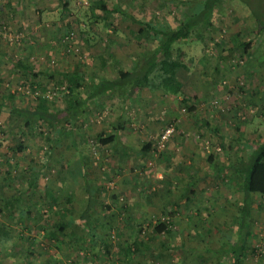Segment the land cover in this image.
I'll return each mask as SVG.
<instances>
[{
  "label": "rangeland",
  "instance_id": "rangeland-1",
  "mask_svg": "<svg viewBox=\"0 0 264 264\" xmlns=\"http://www.w3.org/2000/svg\"><path fill=\"white\" fill-rule=\"evenodd\" d=\"M28 1L24 10L32 11V19L43 13L40 28H46L49 36L53 33L45 41L49 45L45 51L52 54L47 58L42 54L44 50L37 52L34 48L32 67L52 73L47 79L35 78V89L39 95H47L49 109L56 111L62 109L65 99L60 90L66 79L60 71L68 61L78 60L73 54L84 58L89 53V59L90 54L100 51L114 55L118 45L122 57L119 62L129 67V53L136 50L140 39L138 25L120 15L104 13L91 2L99 1L108 9L118 3L123 11L151 23H173L181 3ZM46 12H54L50 14L54 18H48ZM33 26L39 35L40 28ZM251 29L249 12L240 0H220L212 28L203 32L204 44L174 45L172 66L178 79L174 86L183 88L177 95L180 100L167 101L163 109L168 106L179 116H195L187 119L190 123L184 134L188 139L181 144L172 139L176 127L170 139L159 143L161 132L172 122L167 123L158 138L153 139L154 157L149 158L146 153L125 156L120 148L100 142L109 139L112 128L100 127L92 119L86 121L82 117L81 121L82 115L72 127L73 134L59 143L48 123L36 122L34 130L29 128L33 131L29 139L35 135L33 145L22 150L18 158L14 156V161L12 153H8L10 163L0 144V264H227L228 256H222L223 250L240 234L242 248L250 242L256 250L254 263L264 264V198L249 195L248 209L243 214L245 224L240 226L237 207L243 194L229 182V175H235L233 169L238 165L236 157L246 152L241 141L252 137L256 142L264 141V38L260 35L244 51L241 43L253 38ZM71 32L73 36L66 40ZM32 41V33L26 28H19L18 37L14 36V42L23 46L32 45ZM122 41L126 42L123 47ZM69 47L78 50L74 52ZM140 49V54L145 51L143 45ZM80 65L84 70L85 63ZM88 71L86 66L85 72ZM149 72L152 81L148 78L147 83L161 89L155 72ZM26 98L35 104L36 96ZM190 105L192 111L187 109ZM209 112L218 118L216 122ZM201 119L206 123L199 125ZM128 136L124 133L120 137ZM128 140L132 145L143 143L133 136ZM41 159H45V164ZM30 165L45 168L29 184L31 176L24 174ZM86 184L93 190L95 200L90 212L93 223L111 247V257L103 255L95 245L81 248L89 241L79 222L88 197ZM19 194L20 201L14 200L13 196ZM106 206L111 209L104 210ZM157 221L166 224L168 230L155 232L153 225ZM138 225L140 234H136ZM138 240L142 247L126 256L125 250L133 249V242ZM39 243H44V247Z\"/></svg>",
  "mask_w": 264,
  "mask_h": 264
},
{
  "label": "crops",
  "instance_id": "crops-1",
  "mask_svg": "<svg viewBox=\"0 0 264 264\" xmlns=\"http://www.w3.org/2000/svg\"><path fill=\"white\" fill-rule=\"evenodd\" d=\"M27 2L30 1L0 0V144L2 151H5L3 153L7 154V163H10L9 159H11V155L8 153H12V159L14 156H17L18 158L22 150L26 151L27 147L33 145V139H35V135L32 136V139H29L30 132H33L32 130H29V128L34 130L36 125V121L33 118H28V122L26 121V123L24 117L15 114L17 111L26 109L30 105L34 104L30 103L26 98L30 94L25 93V89H30V80L28 78H22L24 76L21 74V71H16L17 69L14 67L13 62L21 59L25 62V64L32 66V63H35L34 48L37 49V52H42L44 50V52H42L44 57L47 56V58H49L48 56L52 54L50 51H45V48L49 47L45 41L49 40L50 37L53 36V33L51 34L50 32L49 36L46 33V28H40L44 23L43 13L41 14L39 12V17H34L35 19H32V11L30 12V9L27 11L24 10L25 8L23 6H25ZM53 7L54 6H52V8ZM58 9L60 8H56V10ZM51 13L54 14V12ZM51 13L46 12L45 15L48 17ZM40 15L42 18H40ZM28 16L31 17V19ZM48 18H52V16ZM34 24L38 26V29L40 28L39 35L38 33L34 32L36 27L33 26ZM19 28H26L28 33H32V45L28 46V44H26L23 46L14 42V36L18 37ZM1 32H3L4 35H1ZM35 37H38V39ZM125 44V41L121 42L122 47L125 46ZM117 51L118 52L114 53V55H106L103 53V51H100L97 55L90 54V59L89 53L85 54L86 57L84 56V58H82V56H77V54H73L76 58H78V60H76L75 63L68 61L62 66L60 72L63 73V79L67 80L69 74L75 73L79 75L80 78L85 80V82H82L80 84L81 86L76 89L75 93L77 95L76 102H79L78 107H80V112L82 113V116L80 115L81 121H83V119L86 121L88 119H92V121L97 123V125H101L100 127L112 128L111 135H107V138L109 139H101V141H107V143H109L113 148H120V153L125 156H128L129 154L138 155L146 153V155H150L148 156L149 158L154 157L153 153L155 152L153 147L155 141L153 139L158 138V134L169 122H176L174 123L176 132L172 139H174L177 144H181L183 139H188V136H185L184 134V128L189 127L190 122L187 119L192 120V117H194L195 114L191 113L187 117L179 116V114H177L178 112H173L175 111L174 108L173 111H170L168 106L163 109L164 106L167 105V101L174 102L176 99L180 100V98H178L179 96L177 95L182 93V85H180L177 90L174 89V93L171 92L172 90L164 92L161 89L153 87L155 85L147 86V84L144 83L140 85V88H136L134 92H131L130 95L126 93V90L128 89L127 86L119 87L118 85L111 91H102L101 93H97L96 88H100L101 81L107 82L112 79H116L118 77L119 70L128 72L131 71L135 65L133 58L139 56L138 54L132 56L133 54L130 52L128 57L130 58L131 62L128 59L129 67H126L124 63L119 62V59L122 57H120L121 51L118 49V45ZM143 53L139 54L143 55ZM136 60L137 59H135V61ZM81 63H85V68L87 66L90 69L88 73L85 72V68L83 70L82 66L80 65ZM51 74L52 73H49V75L46 74L41 77L47 79L49 76L51 77ZM32 81L35 82V78H32ZM66 85L67 83L64 84L62 89H64ZM31 90H33V88H31ZM168 96H171V98H168ZM166 98L168 99L165 101V103H163ZM101 110L102 112H99ZM95 112L96 115L90 116V114ZM212 112L214 113V111ZM209 115L212 116L211 119L215 120V122L218 120V118L213 116L212 113L209 112ZM103 118H106L104 122ZM24 123H26V126L23 125ZM205 123L206 122H204L202 119L198 122L199 125H203ZM113 128L115 129L114 131ZM136 129L140 130L138 131ZM124 133L130 136L120 137ZM116 134L120 135L119 138L116 136ZM132 136L135 139H141L140 141L143 142L142 145L150 143L149 148L143 150L142 145H132V142L128 140L132 139ZM150 139H152V141ZM7 140H10V142ZM249 140L255 141V139L252 137L246 139L245 142L248 143ZM28 141L29 143H27ZM5 142L9 143L5 144ZM241 145L244 147L246 143L243 145L241 141ZM13 152H15V155H13ZM191 153H193V150ZM247 157L248 155L246 152L244 155L238 154L236 161L239 163L244 161ZM14 160L17 159H13V161ZM40 162L45 164V159H41ZM236 167H238V165ZM236 167L233 169L235 175H229L231 177L229 179L230 184L233 183L232 185L235 184V186H237V184H241L243 180V175L238 173ZM43 168H45L44 165H30V167L25 170L26 174L24 175L31 176L29 184L34 183V178L41 174ZM16 172L18 171L16 170ZM217 173V171L213 172V175H216ZM234 180H238L239 183L234 182ZM243 198L241 201H243ZM248 236L249 235H247V237ZM248 240L249 239L246 238V241ZM248 244L249 245L247 246L246 244L240 252L241 257L240 260H237L236 264H255L254 257L256 255V250L252 247L253 245L250 242ZM39 245L44 247V243H39ZM95 246L99 248L98 244H95ZM81 248L84 249L85 246L82 245ZM224 249L225 251L223 252H225V254L222 256H228L227 264H232L230 263L231 256L228 247H225ZM66 251L67 250H64L63 253H67Z\"/></svg>",
  "mask_w": 264,
  "mask_h": 264
},
{
  "label": "trees",
  "instance_id": "trees-1",
  "mask_svg": "<svg viewBox=\"0 0 264 264\" xmlns=\"http://www.w3.org/2000/svg\"><path fill=\"white\" fill-rule=\"evenodd\" d=\"M245 8H247L250 20L252 22L251 33L253 38L250 41H244L241 43L244 51L250 48L251 43L255 42L261 35L264 38V0H240ZM220 0H181L179 5V11L173 23L167 20L158 22H147L144 19H137L133 15L123 11L118 3H115L110 9L98 1V3L91 2V5L101 10L104 13L116 14L130 20L132 23L138 25L139 40L136 41V50L132 51V54H138L139 56L133 58L134 66L131 71L119 70L118 77L110 81H101L100 88H96L97 93L102 91H111L117 85L120 87L127 86L126 93L129 95L134 92L136 88H140L142 83H146L150 77V72H155V78L159 81V85L164 92H175L178 87H175V68L172 66V57L174 45L190 44L191 42H200L204 44V34L206 29H210L213 26V17L215 9ZM192 36V37H191ZM139 41L142 44H139ZM145 43V44H144ZM144 46L145 50L143 55H140V47ZM139 48V49H138ZM135 59H137L135 61ZM16 71H21L24 76L22 78H28L30 86L33 91L37 87L32 78L41 77L46 75L44 72H38L32 66L25 64L21 59L13 62ZM155 64V66H153ZM142 73V74H141ZM139 74L140 77H137ZM52 77V76H51ZM23 82V81H22ZM84 79L80 78L77 74H69L66 80V87L61 89V92L65 93V99L63 101V107L61 110L49 109L48 97L44 93L36 96V102L34 105H30L26 109L17 111L15 114L25 118V122L28 118H33L36 122L48 123L55 133L56 143H59L62 138L72 135V127L74 123L79 119L80 107L79 102H76V89H78ZM155 87V86H153ZM157 87V86H156ZM44 91V90H43ZM130 92V93H129ZM64 95V94H63ZM128 95V96H129ZM50 97V96H49ZM188 111L193 110V106H187ZM28 122V121H27ZM26 122V123H27ZM26 123H24L26 125ZM107 143V141H101ZM246 143V145H244ZM244 148L248 157L238 163L237 171L243 175L241 184H237L236 189L244 194L243 201L240 206L237 207V216L240 218V226H244L245 217L243 214L248 207V198L250 194H258L264 198V141L256 142L250 141L243 142ZM150 143L142 145V149H148ZM70 173L73 172L70 170ZM32 186V185H30ZM88 197L84 210L80 213L79 222L85 227L87 237L89 241L86 243V247L90 245L98 244L99 252L106 257H111V247L106 244L101 234L97 231L95 224L93 223L92 214L90 213L94 206L93 190L86 184ZM20 194L13 196L14 200L20 201ZM13 206V205H12ZM110 206H106L104 210H110ZM248 209V208H247ZM103 210V209H102ZM242 228V227H241ZM153 229L157 233H162L168 230L166 224L157 221L153 225ZM141 227L138 225L136 234H140ZM59 233L62 236L63 227H59ZM135 234V236H136ZM240 237L232 242L228 250L231 256L230 263L236 264L237 260H240V252L242 251V239ZM73 240V239H71ZM75 241V240H74ZM133 249L130 247L125 250V255L130 256L132 252H137L141 246V241H134ZM230 248V249H229ZM224 251V250H223ZM220 252V251H218ZM100 253V254H101Z\"/></svg>",
  "mask_w": 264,
  "mask_h": 264
},
{
  "label": "built area",
  "instance_id": "built-area-1",
  "mask_svg": "<svg viewBox=\"0 0 264 264\" xmlns=\"http://www.w3.org/2000/svg\"><path fill=\"white\" fill-rule=\"evenodd\" d=\"M73 36V33H69V36L65 37L66 40L71 39V37ZM71 47H69L70 49ZM72 51L77 52V48H71ZM32 87H30V89H25V93L26 94H30L32 97L33 96H37L39 95V92L35 89L34 91L31 90ZM29 95V96H30ZM184 111V109L182 110ZM175 131V125L174 123H169L164 130L161 132L160 136H159V143H164L165 141H167L168 139H170V137L173 135Z\"/></svg>",
  "mask_w": 264,
  "mask_h": 264
}]
</instances>
